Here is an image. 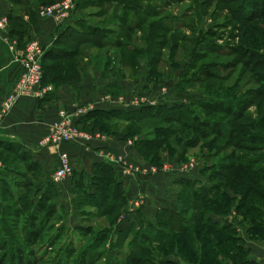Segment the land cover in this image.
<instances>
[{"label":"rangeland","instance_id":"1","mask_svg":"<svg viewBox=\"0 0 264 264\" xmlns=\"http://www.w3.org/2000/svg\"><path fill=\"white\" fill-rule=\"evenodd\" d=\"M75 4L74 18L69 22L72 25L70 29L73 33V44L61 45L67 49H78L80 56L77 59L81 61V67L78 68L76 75L72 72L68 77L81 81L86 72H89L88 81L93 84L88 86L91 93L77 101L80 106L74 109V113L79 114L92 98L104 97L117 99L118 103L114 102L116 105L111 104L118 107L117 109L130 110L132 107L139 108V105L165 107L153 108V112L149 111L131 121L122 118L126 114L119 115L120 118L99 117L87 126H81L82 129L101 133L128 131V140H134V143L148 137L158 142L160 146L146 149L144 152L139 151L141 157L148 163L146 167L153 166L158 168V172H162L164 170L161 169L165 166H171L173 170L167 172H173L177 179L182 176L195 179L196 176L197 185H211L210 175L213 171L222 173L229 171L231 176L235 177L239 175L241 169L245 170L244 164L248 158L246 159L247 152L241 149V143L258 140L245 137L248 129L264 134V95H260L254 105L243 111L245 114L241 107L236 109L235 105L253 100L256 91L261 89L264 91V80L259 78L261 75L264 76V17H260L264 11V0H75ZM131 25L140 27L129 30ZM88 30L89 37L83 35L94 40L81 42V39L75 37L76 33L82 36V32ZM95 41H106V46H98ZM114 44L121 46L115 47ZM52 63L48 61L46 65ZM56 71L53 69L52 74ZM107 77L108 79L112 77L114 83L103 85ZM229 101L234 106L228 108V105L224 104ZM260 102L263 103L261 110L257 106ZM77 104L72 105L70 109L75 108ZM174 108L180 109L181 112L171 114ZM151 113L152 115L157 113L155 114L157 117L150 116ZM239 113L242 116L236 119L237 122H232ZM247 114L251 115L250 120H246ZM202 120H205V124L209 122L215 127L204 126V123H200ZM244 120L249 121L251 126H244ZM129 125L132 128H128ZM159 127H163L160 129L166 133L172 132L171 136L156 135V128ZM199 129H205L207 135L201 136ZM189 139L197 141V144L185 146ZM248 157L252 158L250 155ZM2 159L7 165L25 172L26 165H19L10 157L0 156V160ZM192 162L197 164L195 168L199 169L192 171L195 169L193 168L185 175L174 172L176 167ZM228 163H234L235 167L231 170L226 169ZM260 165H264V159ZM195 171L198 173L194 176ZM26 175H29L27 171ZM33 179V175L27 179L13 178L10 187L14 195L18 196L23 191L16 187H27L26 181ZM227 180L222 176L217 178L215 182H222L223 187L220 192L209 195L210 200L217 199L223 205L227 213L221 211L222 216L233 215L235 212L232 211L241 200L238 193L240 187L237 186V191L232 190V185ZM17 181H20L21 185H17ZM175 184L176 191L188 192V187L182 188L181 185ZM33 194L32 204L37 202ZM51 196L53 198L52 194ZM5 202L20 205L16 199L6 198ZM201 208L206 213L213 210V206L208 202H204ZM79 209V214L86 215L83 212L87 211L86 208L83 210L80 206ZM98 211L94 208L93 214L84 221V224L93 225L97 230L111 225L114 217L103 218L97 214ZM26 213L28 211H24L21 216L22 221ZM34 213H39V207H35ZM44 214L45 211H42L40 218ZM66 214H68L66 210L58 211L56 218L62 215L56 219L58 225L61 220L64 222ZM53 220L45 216L47 226L43 237L36 245L28 243L25 246L38 252L46 241L48 243L50 241L49 246L43 248L36 256L45 254V260L39 259L33 264H57L63 254L64 243L71 238L81 239L84 244L81 247H74V252L67 256L69 260L66 264H89V261L91 264H105L108 257L119 259L120 263H127L130 259L126 255L129 253L128 245L138 243V236L134 233L127 244L120 246L122 254L118 256L112 253L116 247L111 248L109 241L97 248L99 252L92 249L88 253L89 256L82 261V249L90 243L92 234L87 235L88 233L79 230L75 232V229L67 227L70 231L64 233L60 245L52 248ZM25 221L22 223L26 224L28 220ZM218 221L221 225L224 221L227 222V219L218 218ZM201 229H205L204 233L210 235L212 239L215 237L209 228L202 226ZM14 234L21 240L25 236L21 229L13 233V236ZM58 234L59 232H56L53 236ZM173 240L174 238H166L155 242L147 238L141 243L142 249L135 252L137 263L134 264H170L174 263L175 259L181 264L201 263L198 256L191 255L189 249L179 252L176 247L173 248ZM199 241L203 242L200 238ZM232 245L236 246V243ZM198 250L201 255V250ZM218 251L227 253V248L218 247ZM236 251L246 256L242 251L238 249ZM217 253L209 252L205 264H217L211 259ZM229 258L227 260H231L233 264H239L232 255H229Z\"/></svg>","mask_w":264,"mask_h":264},{"label":"trees","instance_id":"2","mask_svg":"<svg viewBox=\"0 0 264 264\" xmlns=\"http://www.w3.org/2000/svg\"><path fill=\"white\" fill-rule=\"evenodd\" d=\"M55 1L56 0H42V3L51 4ZM35 12L37 14L36 9ZM7 16L9 18L10 27V21L13 20V16ZM261 16L264 17V11L261 13L260 17ZM71 21L72 20H70V22ZM68 24L69 25L58 34L55 45L52 49V55H49L48 52L44 55L43 68H45L46 70H44L42 83H47L51 79L52 82H55L56 84H60V82L72 81V79H70L68 76L72 74V72H74L73 74L76 75L78 73V68L81 67V61L77 59L80 56L78 49H67L65 47H62L64 45L73 44V33H71L70 29L72 25H70V23ZM9 27L7 32L10 36H13L9 31ZM139 27V25H131L128 29L133 30ZM88 32H90V30L82 32V36L78 33H76L77 35H74L78 39H81V42H90L94 39L91 40L88 38ZM83 34L88 37H85ZM26 42L22 44L18 41L19 46H24ZM95 42L98 46H106V41ZM114 46L120 47L121 45L114 44ZM48 61H52L53 63L46 65V62ZM53 69H56L57 71L56 73L52 74ZM263 77L261 75V77L259 78H261V80H264ZM262 92H264L262 91V89L260 91H256V95H254L253 100H247L246 102L235 105L236 109L241 107L242 112H245L256 103L255 101L258 97H260V95H264ZM224 104L228 105V108L230 106H234V104L230 103V101L229 103ZM262 105V102L257 105L260 110L262 108ZM161 107L162 106L155 107L144 105L139 108H133L130 110L117 108H98L82 115L79 119L76 120V122L81 127L80 123L90 120L91 118L96 119L102 117L108 119L109 116L120 118L119 115L123 116L124 114L126 115L122 118L131 121L132 119L135 120L140 115L148 113L149 111L153 112V108L160 109ZM162 108L164 109L165 107L163 106ZM171 111V114L181 112L178 108H174ZM227 112L229 111L227 110ZM241 113H239L238 116L236 115L234 119H232V122H237L236 119L239 116H242ZM155 114L157 113H153V115L151 113L150 116L157 117V115ZM251 118V115H246V120H250ZM246 120L243 121L244 126L250 127L251 123ZM204 122L205 120H202L200 123L203 124ZM203 125H209V128L215 127L214 125H210L209 122L206 124L204 123ZM128 128L132 127L129 125ZM160 128L163 127H159L158 129L156 128V135L171 136L172 132L166 133L163 129ZM119 133H121L124 137L129 138L128 131ZM199 134L201 136H206L207 131H205V129H199ZM245 137L249 139L256 138L258 140L251 143H249V141H247L246 143H241V149H244L247 152L246 159L248 158V161L246 162V164H244L245 170L241 169L238 176L232 177L229 171H226L225 173H222L221 171H213V174L210 175V180L212 182L211 185H197V181L192 177H180L176 183L181 185L182 188L188 187V192L183 190H180L178 192L177 209L160 207L157 211L156 222L144 218L143 214L141 213L138 214V220L140 221L139 228H133L129 226L122 229L117 227L118 233L115 241L113 239L112 228L116 227V222L119 214L117 206L119 202L122 204H124L125 202V197L123 196V182L120 181V178L116 177V169L111 165V163L104 160L101 162H97L95 164V176L92 177L93 186L95 189L94 192H85V195H80L84 196L82 200H86V202L99 210L97 214H99L100 216L107 215L108 217L114 218L111 221V225L101 227V229L99 230H97L93 225L83 224H80L79 226L73 228L75 229V232L79 230L80 232L84 231V233H88L87 235L92 234L90 243L87 244V247H83L84 249H82L81 254L83 257H81V260H85L88 253H90L92 249L97 250L98 247L109 241L111 242V248L116 247V249L113 248L115 250L114 252L111 251L112 249L110 251L113 254L119 256L122 254L120 246L127 244L130 237H132V235L135 233L138 236V243L133 242L128 245L129 253H126V255L130 258L128 262L120 263L119 259L108 257V259L105 260V264L137 263L134 254L138 250L142 249L143 245L141 243H143L147 238H150L155 242H160L166 238H174L172 242V245L174 246L173 248L176 247L179 252H183L184 249H189L193 257L198 256L201 262L200 264H205L207 262L206 260L208 253L212 251L215 253L218 252L216 255H214V257H211V259H213L217 264H224L229 258V255H232L234 260L239 261V264H259L256 261L250 259L249 252L245 248V241L241 237L236 236V229L234 225L228 221H224V223H221V225L219 224L218 218L216 216L222 214L220 213L221 211H224L223 213H227L226 210L223 209V205L220 204L217 199H209L210 194L220 192V190L222 189L223 183L215 182L216 179L221 176L224 178V180L228 179L227 182L232 185V190L237 191V186L240 187V191L238 193L240 194L241 200L237 205V211L241 213L244 219L250 224L251 234L256 238H264V178L262 177L264 176V165H260V162L262 163L264 159V134L261 132H253L248 129ZM135 144L140 152H144L146 151V149L157 148L160 146L158 142H155L148 137H143L142 139L137 140ZM195 144H197V141H191V139H189V141L185 143V146H194ZM21 153H27V151H23L22 149ZM144 154L145 153H143V155ZM248 154L252 156V158L248 157ZM28 167L29 166L26 167L25 172L13 168L12 171L8 173L11 176L6 179V184L2 188L4 202L6 201V198L16 199V201L20 202V205H13L12 203L5 202L3 207L0 208V264H33L34 262H36V260H45V254L41 255L40 257L36 256H38L37 254H40L43 248L49 246L50 241L49 243L46 241L45 245L41 249H39L38 252H35L32 248L27 249L25 247L28 243L36 245L40 241L41 237H43V233L45 232V228L47 226L45 216L50 219L52 218V220L54 219L52 222L51 240L52 243H54L52 245V248L54 246H57L58 244L60 245L62 237L65 236L64 233L70 231L67 228L65 222H63L62 220L60 221L61 223L59 225L58 223H56V219L61 218L62 215H59L60 217L56 218L59 209L57 203L53 199L56 192V187L54 186V184L47 185L46 191L37 200V202L33 204L31 203V194L34 193L35 190L33 181H26L27 187H16L17 189L19 188L20 191H23H21L22 193H20V195L18 196L14 195L13 189L10 187L12 179L15 177H21L22 179H25L26 177L27 179L28 176L26 175V171L28 170ZM233 167H235L234 163H228L225 168L231 170ZM17 182V185H21L20 181ZM21 182L24 183L23 181ZM28 189H30V191ZM51 194L53 195V198ZM204 202H208V204H211L213 206V210L210 213H206L203 208H201ZM35 207H39L38 214L34 213ZM24 211H28L25 216L26 221L28 220L26 223L27 227L25 223H22L23 221H25V219L23 221L21 219ZM42 211H45V214L40 218ZM83 212L87 215V217L93 214L92 211ZM11 213H13V215H11ZM12 217H14L15 219H13ZM202 226L209 228V230L213 232L212 235L215 237L212 239L210 235H208L207 233L205 234L204 232H206V230H202ZM18 229H21V232L25 235L22 240L21 238L15 236L16 234H14L13 236V233L17 232ZM53 231H55L54 233L59 232L58 236L54 237ZM199 238L202 239L203 242H200ZM229 242L236 243V246L232 245V243L230 244ZM213 243H215V247H213ZM83 244L84 241H82L81 239H69L67 243H64L63 254L60 256L59 260L56 263H68L69 257L67 256L74 252V247H81L83 246ZM197 244H199L200 247H198ZM222 246L227 248V253L218 251V247L221 248ZM198 249L201 250V255H199L200 251ZM237 249L242 251L246 256L236 251ZM242 255L244 256V258ZM89 264H91V261H89ZM170 264L181 263L174 261V263L171 262ZM231 264H233V262H231Z\"/></svg>","mask_w":264,"mask_h":264},{"label":"crops","instance_id":"3","mask_svg":"<svg viewBox=\"0 0 264 264\" xmlns=\"http://www.w3.org/2000/svg\"><path fill=\"white\" fill-rule=\"evenodd\" d=\"M45 4L40 0H0V12L13 16L9 27L13 39L22 44L29 39H37L45 47V53L48 52L49 55H52V49L58 34L69 24L59 23L51 17H39L35 9ZM5 36L6 32H0V111L8 95L13 92L16 82L24 69L23 62L17 59L15 53L9 49ZM88 76L89 72H86L81 81L72 80L56 84L51 79L47 83H42L43 86L49 87L46 96L35 98L30 95H23L19 97L12 110L0 122V156L2 158L3 156L6 158L10 157L19 165L29 166L27 172L29 173L28 176L33 175L34 177L35 190L33 195H35L36 200L46 191L47 185L54 184L56 192L53 199L57 203L59 211L63 209V211L66 210L68 212L64 222L71 229L80 224L85 225L84 221L89 218L87 215L79 214L80 206L83 207V210L86 208L87 211L94 209L86 200H82L84 196L80 194L85 195V192L93 193L95 190L92 177L95 176V164L104 160L101 151H114L122 154L127 157L130 164L140 167H146L145 165L148 164L141 157L134 143L135 141L128 140L119 132H103L104 135L102 137H96L87 143L67 142L63 143L59 148L54 146L39 147L42 137L49 132L52 124L58 119L60 110L68 109L74 113V109L80 106L77 101L91 93L88 86L93 83H89ZM104 82L106 83H102L103 85L114 83L112 77H109V79L107 77ZM95 100L101 101L102 99L92 98L88 105ZM75 104H77L76 107L70 109ZM114 105L109 106V104L97 103L94 109L118 108ZM92 120L94 119L91 118L80 124L84 127ZM22 149L27 151L28 154L21 153ZM60 149L70 154L74 173L68 179L55 183L51 180V176L58 166V151ZM0 163V208H2L4 202L2 188L6 184V179L11 176L8 173L14 167L7 165L3 159L0 160ZM109 163L115 167L116 177L123 182V196L125 197L124 204L119 202L117 206L119 214L116 227L112 228L114 241L118 233L115 228L124 229L129 226L139 228L138 214L141 213L144 218L154 222L160 207L177 209L178 191H176L175 183L178 179L173 172L162 171L157 174L137 173L134 176H126L122 174L121 165L112 161ZM196 169L199 168H195L192 171ZM197 173L195 171L194 176ZM197 178L195 176V180ZM141 193L145 195L146 203L140 208H135L132 206V200ZM32 199H34L33 196ZM79 200L80 203H78ZM234 209L232 211L235 212L233 215L227 214L216 217L227 219L228 222H230L228 218L231 217L233 221L230 223L236 229V236L244 239L245 248L249 252L250 259L259 264H264V238L254 237L251 234L250 224L237 211V207ZM101 217L104 218L107 215ZM231 262V260H227L224 264H231Z\"/></svg>","mask_w":264,"mask_h":264},{"label":"built area","instance_id":"4","mask_svg":"<svg viewBox=\"0 0 264 264\" xmlns=\"http://www.w3.org/2000/svg\"><path fill=\"white\" fill-rule=\"evenodd\" d=\"M76 9L75 0H56L54 3L40 5L36 8L37 14L40 17H51L62 24H68L74 18ZM9 27V18L7 14L0 12V32H6L5 39L8 42V47L12 50L17 59H20L24 64V69L16 82L13 93L6 99L1 111L0 122L4 119L6 114L12 110L14 104L19 97L23 95H30L35 98H41L47 95L49 87L43 86V58L45 55V47L37 39H29L23 47H20L17 40L13 39L7 32ZM101 101H94L86 105L82 111L83 115L94 109L97 103L114 104L117 99L110 97L101 98ZM133 102V101H131ZM142 105V104H141ZM140 107V105H139ZM134 108V107H132ZM79 113V115L81 114ZM78 113H73L67 109H61L58 119L52 124L49 132L42 137L39 142V147L45 148L54 146L59 148L63 143H87L96 137H102L101 132H90L82 129L76 122L79 116ZM81 116V115H80ZM104 161L116 162L121 165V171L124 175H136L137 173H157L159 170L156 167H140L135 164H130L127 157L118 154L114 151H101ZM1 164V163H0ZM197 164L190 163L189 165H182L176 167V173H189L195 168ZM164 171L173 170L171 166H165ZM74 173V166L70 154L65 150L58 151V166L51 176V180L55 183H60L68 179ZM146 203V198L143 193L139 194L132 200V206L140 208ZM230 222L233 221L231 217L228 218Z\"/></svg>","mask_w":264,"mask_h":264}]
</instances>
